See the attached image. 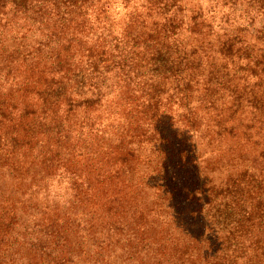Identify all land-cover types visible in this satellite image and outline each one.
Instances as JSON below:
<instances>
[{
  "label": "trees",
  "instance_id": "1",
  "mask_svg": "<svg viewBox=\"0 0 264 264\" xmlns=\"http://www.w3.org/2000/svg\"><path fill=\"white\" fill-rule=\"evenodd\" d=\"M0 264H264V0H0Z\"/></svg>",
  "mask_w": 264,
  "mask_h": 264
},
{
  "label": "rangeland",
  "instance_id": "2",
  "mask_svg": "<svg viewBox=\"0 0 264 264\" xmlns=\"http://www.w3.org/2000/svg\"><path fill=\"white\" fill-rule=\"evenodd\" d=\"M203 155L208 156V154L205 153H203ZM233 168L234 167H231L229 164H226L224 160L223 163L218 164L214 169V172L212 173V180L215 183V185H224V183H226L227 181L226 178L228 173L232 171Z\"/></svg>",
  "mask_w": 264,
  "mask_h": 264
}]
</instances>
